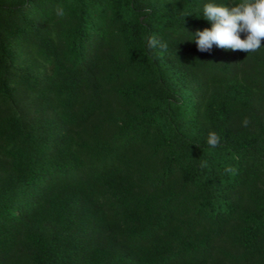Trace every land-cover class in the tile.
Wrapping results in <instances>:
<instances>
[{"label": "trees", "instance_id": "trees-1", "mask_svg": "<svg viewBox=\"0 0 264 264\" xmlns=\"http://www.w3.org/2000/svg\"><path fill=\"white\" fill-rule=\"evenodd\" d=\"M229 2L0 0V264H264V40L189 41Z\"/></svg>", "mask_w": 264, "mask_h": 264}, {"label": "clouds", "instance_id": "clouds-1", "mask_svg": "<svg viewBox=\"0 0 264 264\" xmlns=\"http://www.w3.org/2000/svg\"><path fill=\"white\" fill-rule=\"evenodd\" d=\"M58 16H63L62 7L56 9ZM203 19L211 24V28L189 33L192 42L201 52L210 51L215 45L225 51L255 52L262 47L264 40V0H230L228 4L218 5L206 3L202 8ZM241 33L245 38L241 39ZM155 38L149 40V47H156ZM166 47V45H160ZM249 121L245 118L241 124L247 127ZM220 138L215 132H209L207 143L217 147Z\"/></svg>", "mask_w": 264, "mask_h": 264}]
</instances>
